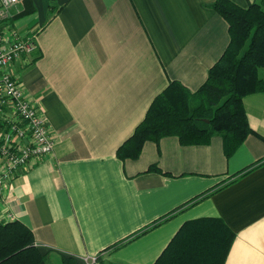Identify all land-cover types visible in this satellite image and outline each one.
Masks as SVG:
<instances>
[{
	"label": "crops",
	"instance_id": "obj_1",
	"mask_svg": "<svg viewBox=\"0 0 264 264\" xmlns=\"http://www.w3.org/2000/svg\"><path fill=\"white\" fill-rule=\"evenodd\" d=\"M214 1L19 0L7 23L37 48L10 69L55 146L19 171L0 220L23 222L39 252L76 264H154L185 221L221 217L236 233L225 264H264V93L244 97L255 133L229 158L219 135L198 145L167 136L139 158L117 156L158 93L171 81L197 90L222 56L230 34Z\"/></svg>",
	"mask_w": 264,
	"mask_h": 264
},
{
	"label": "trees",
	"instance_id": "obj_2",
	"mask_svg": "<svg viewBox=\"0 0 264 264\" xmlns=\"http://www.w3.org/2000/svg\"><path fill=\"white\" fill-rule=\"evenodd\" d=\"M211 7L228 23L230 41L222 56L197 90L192 92L181 82L171 81L158 93L144 119L119 146V159L139 158L147 142L157 144L167 136L178 137L183 145H198L207 144L215 135L222 137L224 155L229 158L255 133L243 100L256 92L264 93V0H253L247 7L232 0H215ZM159 169L156 164L150 167ZM203 196L198 195L185 206ZM173 214L153 221L145 229L148 231ZM235 237L236 233L221 217L190 219L182 224L154 264H225ZM33 238L31 229L19 220L1 223L0 264H76L72 257L39 252Z\"/></svg>",
	"mask_w": 264,
	"mask_h": 264
},
{
	"label": "built area",
	"instance_id": "obj_3",
	"mask_svg": "<svg viewBox=\"0 0 264 264\" xmlns=\"http://www.w3.org/2000/svg\"><path fill=\"white\" fill-rule=\"evenodd\" d=\"M18 2L0 0V199L21 169L51 157L55 146L47 117L27 98L10 69L37 48L35 37L22 39L7 23Z\"/></svg>",
	"mask_w": 264,
	"mask_h": 264
},
{
	"label": "rangeland",
	"instance_id": "obj_4",
	"mask_svg": "<svg viewBox=\"0 0 264 264\" xmlns=\"http://www.w3.org/2000/svg\"><path fill=\"white\" fill-rule=\"evenodd\" d=\"M91 261H93L94 263L98 261V257H92L90 258Z\"/></svg>",
	"mask_w": 264,
	"mask_h": 264
}]
</instances>
